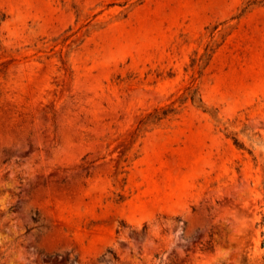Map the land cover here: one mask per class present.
<instances>
[{"label":"rangeland","instance_id":"obj_1","mask_svg":"<svg viewBox=\"0 0 264 264\" xmlns=\"http://www.w3.org/2000/svg\"><path fill=\"white\" fill-rule=\"evenodd\" d=\"M0 264H264V1L0 0Z\"/></svg>","mask_w":264,"mask_h":264},{"label":"trees","instance_id":"obj_2","mask_svg":"<svg viewBox=\"0 0 264 264\" xmlns=\"http://www.w3.org/2000/svg\"><path fill=\"white\" fill-rule=\"evenodd\" d=\"M261 1H264V0H261Z\"/></svg>","mask_w":264,"mask_h":264}]
</instances>
